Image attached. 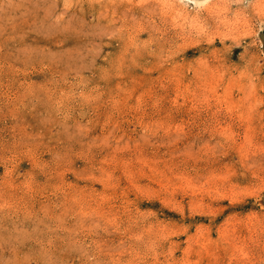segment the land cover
Returning <instances> with one entry per match:
<instances>
[{"label":"rangeland","instance_id":"1","mask_svg":"<svg viewBox=\"0 0 264 264\" xmlns=\"http://www.w3.org/2000/svg\"><path fill=\"white\" fill-rule=\"evenodd\" d=\"M0 264H264V0H0Z\"/></svg>","mask_w":264,"mask_h":264}]
</instances>
